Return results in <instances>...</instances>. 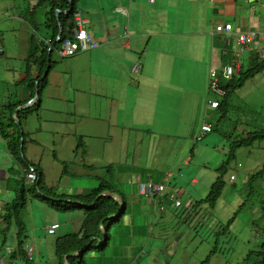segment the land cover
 <instances>
[{
  "label": "crops",
  "instance_id": "1",
  "mask_svg": "<svg viewBox=\"0 0 264 264\" xmlns=\"http://www.w3.org/2000/svg\"><path fill=\"white\" fill-rule=\"evenodd\" d=\"M74 8L73 13L78 11L87 21L85 29L97 46L70 58H61L57 53L59 32L70 35L74 29L73 13L68 16L70 8L65 7L64 0H0V40L4 48L0 58V112L6 105L20 102L19 107L34 101L28 108L34 110L39 107L38 111H33L21 122L13 113L21 127L19 130L25 133V139L35 128L34 114L41 120L52 114L55 122L62 117L63 123L68 115L80 117L85 123L80 126V135L74 133L75 138L71 137L79 142L76 146V142H72L70 150L75 156L81 146L80 163L87 172L98 167L104 169L109 164L112 167L107 168H114L110 169L111 174H117L121 183L136 187V190L128 192L130 195L111 193L124 205V215L117 224L123 227L127 237L124 253H142L139 247L132 246V240L135 234H141L143 238L151 235L146 229L149 220L137 226L133 210L139 197L144 196L147 205L152 204V200L141 194L140 184L165 183L166 192L159 194L163 196L152 197L155 201L158 199L157 204L162 200L164 209L161 211L165 212V207L170 212L176 210L174 200L178 199L181 202L178 208L188 204L186 212L191 216L192 210L198 208L197 202L205 198L218 175L221 163L217 161L214 169L210 170L211 155L208 153L204 161H197L196 151L200 146L190 143L195 138L197 140L202 125L210 124L212 132L215 124L210 121L211 116L222 114L218 108L205 109L210 98L209 72L211 69L220 72L225 64L233 61L237 74L253 68L261 60L254 59L252 55L256 52L253 50L234 56L230 52L233 40L226 41L216 34L215 27L229 23L235 32L263 31L264 0H153V3L148 0H76ZM119 8L125 9L128 16L120 13ZM42 61L47 62L43 70L45 63ZM135 65L140 66L137 71H133ZM47 68L48 73L44 77ZM44 79L45 84L41 83ZM37 101L38 107L35 105ZM250 131L244 128L242 138ZM118 134L120 144L107 145L102 154L105 165L94 163L98 166L94 167L93 159H89L90 164H83L84 156L92 158L98 153V145L106 137L112 143ZM0 137V147L4 144L7 152V140L1 134ZM125 148H128L126 153H121L115 161L113 157ZM170 148L176 150L178 156L172 157V161ZM115 152L117 155H113ZM76 159L75 156L74 164ZM180 166L188 167L184 175L179 174L184 179L176 180L171 186V180L176 177L171 172L179 173ZM39 168L44 182L47 174L40 165ZM19 170L22 174L20 166ZM1 171L5 177L7 172ZM55 171L59 174L58 167ZM65 174L70 175L64 167L58 182ZM244 176L242 184L247 185L246 174ZM93 178L95 182L90 178L89 185L80 187L77 194H61L54 185L45 186L57 196H83L96 188L91 186L99 177ZM230 180L234 177L231 176ZM3 194L4 190L0 202ZM171 195H174V200ZM128 208L133 209L131 214L127 213ZM77 210L62 213H73L68 221L64 216L60 220L57 216L46 219V229L58 225V230L61 223L69 222L75 233H65L64 236H81L85 215L82 209ZM138 213L144 214L146 210L139 207ZM47 234L54 235L55 232ZM176 244H172V248ZM5 261L10 262L7 258ZM18 261L28 264L21 257H13L12 263L19 264Z\"/></svg>",
  "mask_w": 264,
  "mask_h": 264
},
{
  "label": "rangeland",
  "instance_id": "2",
  "mask_svg": "<svg viewBox=\"0 0 264 264\" xmlns=\"http://www.w3.org/2000/svg\"><path fill=\"white\" fill-rule=\"evenodd\" d=\"M55 58L56 54L54 55ZM241 83V86L234 89L230 94L226 113L223 116L219 113L211 116L210 121L215 124L214 130L208 134L205 133L201 140L195 138L194 141L190 142L194 146H200L196 151L197 161H204L208 153L211 155L210 170L214 169L217 161L221 163L220 166L226 161L232 142L245 135L244 128L248 130L264 129V68L243 78ZM68 109L70 110L69 107ZM36 112L34 111V113ZM220 116L221 119L219 120ZM33 118L36 120L35 128L26 136L24 155L27 161L36 165L39 164L45 170L47 180L44 179V185H54V189L61 194H77L80 187L87 183L89 185L90 180L94 181L93 177L98 175L96 184L91 186L93 188L97 187L102 180H108L116 185L114 194L125 193L130 195L129 191L134 188L136 190V187L128 183H121L117 174L105 172L107 170L105 168L112 166L107 164L106 167L102 161V154L107 150V145L120 144V134L111 140L112 143L105 135L106 138L101 140L102 143L98 145V153H95L92 158L84 156L83 164H90V160L93 159L92 165L94 167H98L94 163L105 165L104 169L98 167L92 172H87L86 167L80 163L81 146L77 148L78 153H75L76 164H74V151L70 150L72 142H76L75 146L78 145L79 141L72 140L71 137L75 138L74 133L80 135V126L84 121L72 114L68 115L65 123L62 122V117L55 122L52 114L45 115L42 120L36 118L35 114ZM40 125L43 127L42 130ZM0 141H2L1 137ZM127 150L128 148L120 149L118 155L116 152L113 153V155H117L113 159L118 161L119 155L125 154ZM133 150L131 151L133 152ZM211 150L214 151L211 152ZM137 151L140 152V150ZM169 155L171 161L172 157H178L176 150L172 148L169 149ZM221 159L222 162H220ZM263 162L264 140L255 142L252 147L236 149L235 157L224 176V190L216 201L215 207L209 208L206 203L200 204L198 208L192 210L191 216L186 212L189 209L188 204L181 208L177 207L172 212L165 207L166 211L164 212L161 211L164 209L162 200H159L161 202L157 204L158 199L156 201L154 199L157 195L150 198L152 204L149 205L146 204L144 196L139 197L135 203L137 207L132 209L134 222L137 226H141L149 220L146 229L151 235L143 238L141 234H135L132 240L134 245L132 246L139 247L143 252L126 255L124 253L125 247H127L125 231L123 227L115 225L110 231L109 244L96 253L87 254L85 264H203L205 262L206 264H260L264 260V248L262 246L264 241V211L261 208L264 205V175L253 180L251 182L252 187L249 186V188L242 184V180L246 174L247 179L245 181H248L252 174L262 168ZM57 167L59 174L55 171ZM64 167L70 175L66 176L65 174L64 178L58 182L60 175L62 177ZM180 167L179 173L171 172L176 176L171 180V186L175 185L176 180L184 179L179 174L184 175L188 167ZM0 170L7 172L5 180H0V187L4 190L1 205L10 201L14 194L13 184L7 180L8 177H12L13 181L21 177L19 165L9 158L4 144L0 147ZM231 176L234 177L232 181L230 180ZM66 179L69 180L65 181ZM209 191L210 188L205 197ZM139 207L145 209L146 213L139 214ZM132 210L128 208L127 213L131 214ZM77 212L82 211L77 210ZM62 213L53 211L45 201L39 199L27 201L21 216L26 226L23 246L26 244L34 246V253L29 264H57L54 242L58 237L64 236L65 233H75V228L69 222L61 223L60 229L56 230L54 235H48L46 219L57 216L60 220L64 216V220L68 221L73 216L72 212ZM1 225L4 226L3 223H0V228ZM15 231L14 226L9 228L5 243L14 250H16ZM101 232L103 233V240L98 242L104 243L106 241L105 232L102 229ZM1 241L0 234V243ZM175 242L177 244L172 248V244ZM212 250L215 251L212 253L213 255H210ZM249 252H252L250 256H248ZM257 252L260 253L257 254ZM18 263L24 264L23 261H18Z\"/></svg>",
  "mask_w": 264,
  "mask_h": 264
},
{
  "label": "trees",
  "instance_id": "3",
  "mask_svg": "<svg viewBox=\"0 0 264 264\" xmlns=\"http://www.w3.org/2000/svg\"><path fill=\"white\" fill-rule=\"evenodd\" d=\"M64 2L65 7L70 8L68 16H71L73 11L75 10L74 7L76 0H70V3L67 0H64ZM252 56L255 57V60L258 59L257 54H254ZM43 63H45V61ZM46 63L43 64L44 66L42 70L46 68ZM263 68L264 60L259 64H256L251 69H247L244 71L241 70V72L239 71V73L234 75V77L228 81L221 80L220 86L226 90V96L220 100L219 108L217 110L220 111L221 109L222 114H225L228 107V98L232 91L241 86V81L243 80V78L251 76L255 72L261 71ZM45 80L46 79H44L41 83L45 84ZM31 84H33V82H31ZM39 86L41 87V84H39ZM19 103L6 105L2 108L0 112V134L4 139L7 140V153L9 157L14 162H16L23 171H28L31 167L34 168L38 174V180L32 185H27L22 176L16 179V181H13L12 177H8L7 180L13 184L12 189L14 194L10 201L3 204L2 209L0 210V223H3L4 225L0 228V234L2 237V241L0 244L5 245L6 233L11 226H14L16 230V249L19 250L20 255H22V259L27 260L25 254L23 253V243L25 241L26 229L21 214L22 210L26 207L27 201L29 199H39L41 201H45L52 209L61 212L82 209L85 215L83 222L84 232L81 236L71 234L58 238L55 242L54 252L55 256L57 257V264H85V257L87 254H89L90 252H98L109 244L111 239V228L119 224L124 215H117L120 209L118 203L113 198L107 196H99L100 194L105 192H114L115 184L108 180H102L95 189L83 196L71 195L61 197L57 196L50 188H47L43 184L39 165L30 163L29 161H27L24 155L26 142L25 133H23V131H20L21 127L19 128L16 125V120L13 117L14 110L18 107V105H20ZM38 104L39 101H37V104H35L36 107H38ZM38 108H35L34 110L31 108L21 110L16 113V119L18 120V122H21L22 119L26 118L33 111H38ZM260 140H264V129H251V131L244 138H241L239 140L235 139L232 142L229 155L226 161L219 168L217 178L211 184L208 195L204 199L197 202V207L203 203H206L209 208L215 207L216 201L220 198L224 190V176L230 163L235 157L236 149H239L241 147H251L255 142ZM21 144L22 148H20ZM107 169L108 170H106V172L111 174L110 169L114 168ZM122 169L123 168H121V170ZM263 175L264 162L262 168L250 176V178L246 182V186H248V188L249 186L252 187L251 182L262 177ZM64 200H70V202H66ZM74 201L77 202L75 203ZM261 208L264 211V205L261 206ZM113 215L116 216L110 219L107 218ZM102 221V226L105 230L106 241L104 243H99V240H103V233L100 229V224ZM91 240L94 241L91 242ZM262 246L264 248V241ZM214 251L215 250H212L210 252V255L214 253ZM75 252H81L82 254L77 257L68 256L64 261L65 256ZM259 253L260 252H257V254ZM250 254H252V252H249L248 256H250ZM27 263L29 264L28 260ZM263 263L264 260L260 262V264ZM203 264H206V262Z\"/></svg>",
  "mask_w": 264,
  "mask_h": 264
},
{
  "label": "built area",
  "instance_id": "4",
  "mask_svg": "<svg viewBox=\"0 0 264 264\" xmlns=\"http://www.w3.org/2000/svg\"><path fill=\"white\" fill-rule=\"evenodd\" d=\"M153 3V0H148ZM118 11L124 16H128V12L119 8ZM73 25L74 29L72 34L63 35L57 38L59 44L57 53L61 58H70L80 52L91 50L97 46L92 40L91 36L85 29L86 20L81 17L78 11L73 13ZM215 33L221 35L226 41L233 40V48L230 52L234 55H240L245 52H256L259 60H264V30H252L235 32L233 26L229 23L217 25L215 27ZM4 48L0 40V58L3 56ZM140 68L139 65H135L133 71H137ZM236 66L234 62L225 64L220 72L215 69H211L209 72L208 92L210 98L207 99L205 109L207 111L215 110L219 108L220 100L226 96V90L220 86L221 80H230L236 75ZM212 126L210 124H204L201 127V134L198 139H201L205 133L211 132ZM27 185H32L38 180V174L34 168H30L28 171H22L21 174ZM0 179H5L3 172L0 170ZM232 179V178H231ZM139 190L141 194L147 197H153L155 194H162L166 190L165 184H154L153 182H146L140 184ZM3 190L0 188V195ZM175 207H179L181 202L179 200L174 201ZM58 225H51L46 229L47 233L53 234ZM26 257L30 260L32 258L34 249L33 246H26L24 248ZM13 254V249L10 247L0 246V264H8L5 259Z\"/></svg>",
  "mask_w": 264,
  "mask_h": 264
},
{
  "label": "water",
  "instance_id": "5",
  "mask_svg": "<svg viewBox=\"0 0 264 264\" xmlns=\"http://www.w3.org/2000/svg\"><path fill=\"white\" fill-rule=\"evenodd\" d=\"M61 35H62V31L59 32V37H60ZM48 69H49V68H47V70L45 71V73H44V75H43L44 77L47 75V73H48ZM33 102H34V101H28V102H26L25 104L19 106L18 108H16V109L14 110V114H16L17 112H19V111H21V110H24V109L28 108V107L30 106V104H32ZM16 124H17V126L20 128V125L17 123V120H16ZM20 148H22V144H21ZM21 157H22V153H21ZM99 196H107V197H111V198H113V199H114L115 201H117V202L119 203V205L121 206L120 211L118 212L117 215H120V214H123V213H124V205H123L122 202L119 200V198H117L116 195L112 194L111 192H105V193L100 194ZM112 217H114V216H109V217H107V218L110 219V218H112ZM102 223H103V221L101 222V224H102ZM100 228H101L102 230H104V228H103L102 226H100ZM104 232H105V230H104ZM79 254H80V252L70 253V254H68L67 256L64 257V261L67 259L68 256H78Z\"/></svg>",
  "mask_w": 264,
  "mask_h": 264
},
{
  "label": "clouds",
  "instance_id": "6",
  "mask_svg": "<svg viewBox=\"0 0 264 264\" xmlns=\"http://www.w3.org/2000/svg\"><path fill=\"white\" fill-rule=\"evenodd\" d=\"M154 184H157V183H154ZM160 184H162V183H160ZM165 184V183H164ZM166 185V184H165ZM166 189H167V185H166ZM165 192H166V190H165ZM164 192V193H165ZM164 193H162V194H164ZM155 195H159V194H155ZM154 195V196H155ZM171 198L174 200V195H171ZM175 200H178V199H175ZM174 200V201H175ZM181 206V205H180ZM179 206V207H180ZM118 214V213H117ZM122 215V214H121ZM114 217L116 216V215H113ZM58 228V227H57ZM56 228V229H57ZM55 232V231H54ZM0 246L3 248V247H10V248H12L11 246H9V245H3V244H0ZM27 246H33V245H27ZM26 246H23V253L25 254V252H24V248H25ZM13 249V248H12ZM33 249H34V246H33ZM34 253V252H33ZM80 254H82L81 252H80ZM80 254L78 255V256H80ZM25 256H26V254H25ZM13 257L14 258H19V257H21L22 258V255H20V253H19V250L18 249H16V250H14L13 249V254L12 255H10L9 257H7V259H9L10 260V262L8 263V264H14V263H12V259H13ZM73 257H77V256H73ZM26 259L28 260V261H30L27 257H26ZM66 264V263H65Z\"/></svg>",
  "mask_w": 264,
  "mask_h": 264
},
{
  "label": "bare ground",
  "instance_id": "7",
  "mask_svg": "<svg viewBox=\"0 0 264 264\" xmlns=\"http://www.w3.org/2000/svg\"><path fill=\"white\" fill-rule=\"evenodd\" d=\"M15 260V259H14Z\"/></svg>",
  "mask_w": 264,
  "mask_h": 264
}]
</instances>
